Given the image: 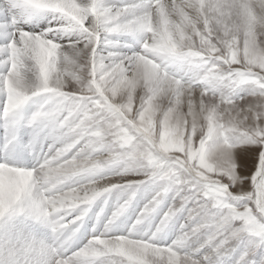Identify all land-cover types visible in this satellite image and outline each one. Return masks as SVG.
<instances>
[{"label": "clouds", "instance_id": "obj_1", "mask_svg": "<svg viewBox=\"0 0 264 264\" xmlns=\"http://www.w3.org/2000/svg\"><path fill=\"white\" fill-rule=\"evenodd\" d=\"M32 5L0 45V170L27 180L0 206V264H190L222 193L264 231V178L254 203L232 182L264 129V0Z\"/></svg>", "mask_w": 264, "mask_h": 264}, {"label": "snow or ice", "instance_id": "obj_2", "mask_svg": "<svg viewBox=\"0 0 264 264\" xmlns=\"http://www.w3.org/2000/svg\"><path fill=\"white\" fill-rule=\"evenodd\" d=\"M35 12L36 9L28 0H0V45L19 39L18 24L24 20H32ZM112 46L119 47L120 42L113 41ZM6 145V140L0 143V151H6ZM236 159L239 177L233 176L232 182L242 187L244 192L251 191V202L254 203L260 180L264 178V129H256L249 146L240 149ZM231 190L235 192L236 188ZM226 196L227 193H222L221 198L215 200L217 207L223 209L221 222L195 249L186 253L191 258L190 264H264V231L250 227L247 217L224 207L230 202L224 198ZM230 226L231 234L224 240L220 233ZM261 227L264 228V225ZM162 247L167 248V245ZM225 248L227 252L222 254ZM169 251L175 252L176 249Z\"/></svg>", "mask_w": 264, "mask_h": 264}, {"label": "rangeland", "instance_id": "obj_3", "mask_svg": "<svg viewBox=\"0 0 264 264\" xmlns=\"http://www.w3.org/2000/svg\"><path fill=\"white\" fill-rule=\"evenodd\" d=\"M29 3H33L34 0H28ZM44 25H41V27H43ZM26 31H32L33 28L31 27H28V26H25V29ZM36 31H39V29H35ZM121 43H123V38H121ZM101 88H103V86L101 85L100 86ZM15 90V88H14ZM99 94V93H98ZM2 171V170H0ZM7 171V170H6ZM18 176H20L23 180H26L25 177L20 174V173H17ZM130 179H134V180H143L144 177L143 176H133V177H130ZM26 184H27V180H26ZM26 187V185H23L22 187V190L23 188ZM117 187H119V185H117ZM109 191H113L111 192L110 194H108V196L106 198H101V200H99L96 204V206L94 207L93 211H98L99 210V207L101 205L104 204V200L107 199V205H106V208H105V211L107 214H111L112 211L115 210V207L117 205V202H118V197L120 195V193L118 192V190H114L112 188H109ZM22 192V191H21ZM19 196V195H17ZM151 196V189L147 186V185H142L140 187V189L138 190L137 192V196H136V200L134 202V207L133 209L130 210L129 212V215L134 219L135 218V214L139 212L140 208L143 207L144 203L147 201V199H149ZM170 199V198H169ZM7 201V200H6ZM5 201V202H6ZM8 203L6 204V206H4V210L7 211V208H8ZM177 228L179 227V225L177 224L176 226ZM168 243H170V240L168 241ZM197 247L196 244H192L191 245V248L192 249H195ZM205 251H207V249H205ZM170 255L171 256H175V253L174 252H170Z\"/></svg>", "mask_w": 264, "mask_h": 264}, {"label": "bare ground", "instance_id": "obj_4", "mask_svg": "<svg viewBox=\"0 0 264 264\" xmlns=\"http://www.w3.org/2000/svg\"><path fill=\"white\" fill-rule=\"evenodd\" d=\"M13 87L15 88V86ZM100 91L102 92L103 88L100 87ZM23 185H27L26 180H23L20 176H12L6 170L0 171V206L5 208L4 206L8 203L9 197L20 195Z\"/></svg>", "mask_w": 264, "mask_h": 264}]
</instances>
